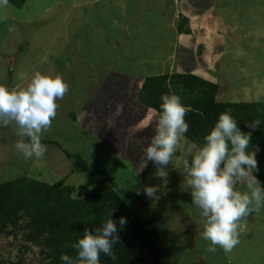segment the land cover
I'll return each mask as SVG.
<instances>
[{
  "label": "rangeland",
  "instance_id": "374dc122",
  "mask_svg": "<svg viewBox=\"0 0 264 264\" xmlns=\"http://www.w3.org/2000/svg\"><path fill=\"white\" fill-rule=\"evenodd\" d=\"M57 1L59 0H26L25 5L19 9L12 7L10 4L6 9H0V84L6 85L10 89L15 88V86L17 87L16 89L23 88L30 81L34 73L39 71L41 73L50 72L49 75L53 76L60 75L69 85V91L64 99L58 101L60 107L57 110V116L52 121L49 130L42 135V143L47 146V151L42 159L37 160L35 157L26 159L15 148L16 142L20 139L16 134L17 129L15 125H9L7 127L0 125V183L19 178L20 176L32 177L45 183H53L59 179H65V183L73 187L72 197H83L98 185L101 176L93 175L88 177L82 171L74 169V161L66 156L63 151L65 150L71 154H78L88 166L95 170L109 172L121 187L126 186L131 189H139L140 194L157 214L156 227L166 229L170 223L168 216L171 215L175 217V219H172L174 220L173 229L175 231L182 230L177 227L186 224V222H194L199 219L198 216L200 215V210L192 203L190 190H183V184L177 188L172 184L173 186L171 187V181L177 182L180 178H176V176L168 178L167 176L168 192L166 191V181L154 175L156 166L151 161H145L144 158V150L155 134V130L153 129L154 125H151L152 127L149 126L147 130H140L146 129L144 126V128L139 127L142 120L141 117L144 113V110L141 108L129 110L127 114H121L120 110L130 108L125 106V100L129 98L128 96H136L138 92L137 88L140 87V82L135 83L132 79H140L142 81L144 77L154 73V67H151L149 64V66L144 67L133 66L130 61L132 59H129V56L121 62H114L112 59L108 60L109 56L107 55V59L104 61L105 66H107L106 69L112 72L114 70L125 71L126 73L121 72V76L125 78L122 83L128 91L118 89L115 92L116 85L110 81L105 84H96L92 81L88 84L90 86V88L87 87L88 91L91 87H94L95 89L97 88L95 91L98 92L104 85L105 88L101 89V91L103 92L107 87L110 92L103 98L104 100H102L103 104L101 106H94L95 101H97L94 97H91L89 102L86 101V98H82V96L88 85L82 82V78L78 80L80 77L77 72L76 74L75 72L71 74L69 71L70 73L67 74L68 67L65 66V61H67V58L71 54L70 52L60 54V52L62 46L70 45L71 43L75 44L76 41L82 43V40L88 38L84 32V29L87 28L86 24L88 23L86 17L96 19V16H98V20H100V17L102 18L106 13H103L102 8L96 9L95 7H89L87 11L79 1H74L75 4L71 0ZM251 1L255 5L261 4L257 0ZM164 2L161 3V0H148V3L154 7L161 4V8ZM79 4L82 7H78ZM167 4L170 3L167 1ZM73 6H76V8H73ZM177 6L182 12V7L179 2ZM44 9L45 12L41 15V11ZM81 17H85L82 20L83 26L81 25ZM114 17L115 14H109L103 21L109 26H112V24L116 25L114 29L118 32L119 29L117 27L122 23H118ZM260 17L264 18V14L258 15L254 11L253 19L251 18L250 21H259L257 22L259 24L256 26L258 29L253 30L254 27L251 28L252 24L248 26L240 25L241 32H239V36H236V38L238 37L236 40L235 37L230 36V33L225 34L226 29L223 26L212 28L214 31L218 30L219 34L224 37L223 46L225 50L223 51L224 54L221 56L222 61L219 65L213 61L208 69H202L200 68L201 64H199L198 57L204 51L203 45H208L209 43L213 47L212 55L221 45L217 41L215 42L212 36L208 34L211 31V27L207 25L208 22L204 23L205 26L209 27V29L206 27L207 34L202 33L203 30L197 32L198 25L194 22L199 19V16H191L187 24H192L194 29H192L194 31H192V38L193 40H197V42L194 44V50L191 48L180 57V65L185 69L183 72L190 71L191 73H195L197 71L200 73L202 70L204 72L206 70L208 77L205 79L210 81L209 78L211 77V80L213 79V82L219 85V92L217 93V99L219 101H257L264 104V35L252 34L253 32L261 33L264 31V20ZM168 18L169 16L158 17L157 19H146V17H143L137 22L141 24L147 20L146 25H150V23L155 24V21L164 22V25H166ZM207 18L211 19L212 17L208 16ZM207 18H203V21H207ZM88 24H90L89 27L92 26L91 23ZM108 25H106L107 30L113 29V27H108ZM135 25H131V27ZM76 28L79 30L74 35V30H77ZM145 29L147 33L151 30L154 37L160 33V30L155 25ZM164 29L167 30V28ZM221 29L225 30V32L221 31ZM127 39L129 40V35L126 32L123 42L117 48H132L137 46L129 42L127 44ZM96 41L99 42L100 40L96 38ZM180 44H183L182 40H180ZM136 48L138 49L136 51L137 54L139 53L138 55L145 53L142 50L144 49L142 44H139ZM196 48H199V50H196ZM20 49L25 50L18 54V50ZM162 49L160 51L161 54L164 52ZM145 55L150 56V51L148 50ZM5 56L16 58L13 60L12 66H8ZM173 57H177L178 59L179 56L176 54L170 60ZM86 58L80 59L77 54L74 60L85 63L87 61ZM170 60L165 59L164 63H171L172 60ZM54 61L59 63H54ZM155 61L156 59L153 62ZM140 62H144V60ZM176 62L178 63V60ZM56 64L57 66L53 67ZM62 66L65 71H63ZM156 69L162 71L163 67ZM172 71L180 72V70L178 71V67L177 70L171 67L167 70L166 68L163 69L162 73H170ZM88 72L99 75L94 70H89ZM183 72L181 71V73ZM21 73L25 74L27 78H21ZM76 80H78V83ZM118 80L120 81V79ZM111 92H113L112 96L109 95ZM111 109L113 111H110ZM106 111L110 112V114ZM69 113L76 115L75 120L72 119ZM89 115L90 124L93 127H98L101 134H97L89 126L87 127V125H90L88 121L81 120L84 116L86 118ZM116 119L122 122V126L115 129V124L112 122ZM105 132L108 137L104 136ZM105 140H107V145L104 142ZM108 140L112 142V146H110ZM181 152L182 150H179L182 158L177 157L175 159L178 162L177 165L180 167L182 166L183 159ZM116 160H120L121 163ZM180 177H183L184 181L185 177L182 171H180ZM153 185L160 186V189L163 192H167V195L161 198L162 194L159 191L157 193L159 199L153 201L152 198L143 192L145 186ZM171 190L173 194L171 197H168ZM187 194L189 195L188 199L185 198ZM123 200L133 216L142 214L141 208L134 199L123 197ZM161 208L162 211H160ZM182 214L184 215L182 219L176 218ZM199 222L203 225L204 219L199 220ZM190 239L199 247L196 251L201 252L207 258L215 257L216 251L210 254L207 250L210 242L208 241L206 244L204 242L205 240H202L201 233H196L195 235L193 232ZM25 245L26 243L22 241L20 233L16 238L12 236H0V256L3 259L16 260L17 256L21 255L24 264L47 263L43 260L38 247L30 246L27 248ZM163 248L165 249L162 255L163 263L169 264L170 261L165 259L167 258L165 245L161 246V249ZM143 257L144 264H153V259L150 255L144 253Z\"/></svg>",
  "mask_w": 264,
  "mask_h": 264
},
{
  "label": "clouds",
  "instance_id": "9594fccd",
  "mask_svg": "<svg viewBox=\"0 0 264 264\" xmlns=\"http://www.w3.org/2000/svg\"><path fill=\"white\" fill-rule=\"evenodd\" d=\"M8 6L9 0H0V9ZM68 91L69 85L62 76L39 71L23 88L10 89L0 84V125H15L20 137L15 148L26 159L44 157L47 146L42 143V135L51 127L60 107L58 101ZM161 108L155 134L144 150L145 161L153 162L154 175L166 181L167 166L182 150L183 190H190L192 203L204 218L202 238L210 242L207 250L215 252L220 247L230 253L246 232L248 217L264 208V187L253 174L259 171L256 154L260 149L256 146L250 150L252 132L241 131L231 110H227L219 115L203 145L186 143L189 124L185 116L191 107L184 105L179 95L166 94L162 96ZM259 124L253 120L247 126L254 130ZM238 184L245 190H237ZM159 191L157 185L143 188L153 201L159 199ZM126 223L125 217L120 218L119 225L110 218L95 233L85 228L82 238L71 245L76 250L75 258L61 253L60 259L63 264H101L100 256L104 254L115 260L113 245L120 239L118 227Z\"/></svg>",
  "mask_w": 264,
  "mask_h": 264
},
{
  "label": "trees",
  "instance_id": "16d2710c",
  "mask_svg": "<svg viewBox=\"0 0 264 264\" xmlns=\"http://www.w3.org/2000/svg\"><path fill=\"white\" fill-rule=\"evenodd\" d=\"M26 0H9L14 8H21ZM46 9V8H45ZM188 19L179 16L177 31L190 34ZM219 85L191 72L159 73L146 76L138 92L139 101L153 109L157 115L162 112V96L177 94L191 111L185 116L189 124L185 133L191 143L203 145L205 136L214 127L222 112L231 110L243 132H252L251 148L259 147L256 154L259 171L254 175L264 187V104L257 101H219ZM75 120V114H70ZM258 120L253 130L247 125ZM73 159L74 169L86 176L100 175L98 185L81 198H73V187L59 179L45 183L28 176L0 183V236L21 239L27 248L36 246L46 264H63L61 253L75 258L76 250L71 247L82 238L85 228L95 233V229L112 218L118 225L121 217L127 223L119 228V240L113 245L116 259L101 254V264H144L143 254L153 259V264H162L160 247L167 235L166 229L156 227L157 214L136 189L120 186L115 178L105 170H95L78 155L65 150ZM120 162V160H116ZM121 163V162H120ZM123 197L134 199L142 214L133 216ZM112 216L110 217V213ZM0 264H24L21 255L16 260L3 259Z\"/></svg>",
  "mask_w": 264,
  "mask_h": 264
},
{
  "label": "crops",
  "instance_id": "0c3cea01",
  "mask_svg": "<svg viewBox=\"0 0 264 264\" xmlns=\"http://www.w3.org/2000/svg\"><path fill=\"white\" fill-rule=\"evenodd\" d=\"M60 1H65V0H59L57 2H60ZM71 1L74 4H75L74 1H79L82 6L84 5L87 11L89 7H95L96 9L102 8L101 10L103 11V13H106V14H104V16L102 15L103 17L102 18L100 17V20H98V16L96 15H94L97 17L96 19H90L89 17H86V15L84 14L88 23H91L92 25L89 27L90 24L87 23L88 26L86 24L87 28L84 29V32L88 36V38L82 40V43L76 41L75 44L71 43L70 45L62 46L60 54L64 52H70L71 54V56L67 58V61H65L66 62L65 66L68 67L67 74H69L70 72L71 74L73 72H75L76 74L77 72L78 76L80 77V79L78 80H81L82 78V82L87 85L89 84V82H92V81L95 82L96 84H105L106 82L110 81L116 85L115 92H117L118 89L122 91H124V89L127 90L124 87V84L122 83L125 78L124 76H121L122 73H124L125 71L123 72L119 70H114L112 72L111 70H107L106 69L107 66H105L104 64V61L107 59V55L109 56L108 60L112 59V61L114 62H121L126 57L129 56V59H132L130 61L133 66L136 65V66L144 67V66L150 65L151 67H154L155 69L154 73H152L151 75L162 73L163 69L166 68L167 70V69H170L171 67H173L176 70L178 67V71L180 70V72L181 71L183 72V70H185L183 66L180 65V62H179V60L181 59L180 57L184 55L185 52H187V50L191 48L194 50L195 49L194 44H196L197 40L195 39L193 40L192 38L193 37L192 31L194 30L192 24L189 25L191 29L190 34H179L178 33L177 23H178V19L180 15L186 17L188 21L191 16L198 15L199 19H197L194 22L195 24L197 23L198 25L197 29L195 28L197 32H200V30L201 31L203 30L202 33L204 32L207 34L206 27L208 26L211 27V31L208 32V34L212 36V39H214L215 42L217 41L221 45L219 46L217 50L214 51L213 55H212L213 47H211L209 43L208 45L206 44L203 45L204 51L201 54H199L198 61H199V64H201L200 68L208 69L211 66L210 64L213 61L219 65V63L222 61L221 56L224 54L223 51L225 50V47L223 46L224 37L221 34H219L218 30L214 31L212 28H216V27L219 28L223 26V28L226 29L225 34L230 33V36L232 35L233 37H235V40H236L238 38V37L236 38V36H239V32H241L240 25L248 26L249 24H252L251 28L254 27L253 30L258 29V27L256 26L259 24L257 23L259 21H255V22L250 21L251 18L253 19L254 11L255 13L257 12L258 15L264 14V0H257V1H260L261 3L259 5H255V3H253L251 0H161V3L165 1L162 8L160 6L161 4H158L154 7L153 5L148 3V0H82V1L81 0H71ZM167 1L170 4H167ZM178 2L180 3V6L182 7V12L181 10H179V7L177 6ZM80 4L78 7H82L80 6ZM73 8H76V6H73ZM43 12H45V9L41 11V15L44 14ZM109 14L110 15L115 14V17H114L115 20H117L118 23L121 22L122 24H124V25L117 24L118 25L117 28L119 29L118 32L116 31V29H114L116 28V25L112 24V26H109L106 22L103 21L104 19H106V16ZM164 16L165 17L169 16L168 20L166 21L167 22L166 25H164V22H156V21L154 22L155 24L150 23V25L148 24L146 25L145 23L147 22V20L141 24L137 22L143 17H146V19H149V18L157 19L158 17H164ZM173 16L176 18L174 19ZM208 16L212 18L211 19L207 18ZM85 17H81V25H82V20ZM203 18H207V21H203ZM260 18L264 20V18L262 17ZM96 20L98 21L97 23H96ZM207 22H208L207 24L208 26H205L204 23H207ZM134 24L136 25L131 27V25H134ZM106 25H108V27H113V29L107 30ZM154 25L158 28V30H160V33L156 37H154V34L151 30L149 33L145 31L146 30L145 28H148ZM164 28H167V30H165ZM76 29L77 30H74L75 31L74 35H76V32L79 30L78 28ZM221 31L225 32V30H222V29ZM126 32H127V35H129V40L127 39V44L131 43L133 45H137L136 47H138L139 44H142L144 46V49L142 48L141 49L145 52L144 54L138 55L139 53L138 54L136 53V51L138 50L136 47H132V48H119L118 47L117 48V46L123 42ZM252 34L261 36V35H264V31H262L261 33L253 32ZM96 38H98L100 41L97 42ZM180 40H182L183 42L182 45L180 44ZM161 48H163L162 50L164 51L162 54L160 53ZM24 50L25 49L18 50L19 51L18 54H20L21 51L23 52ZM148 50L151 53L150 56L145 55L147 54ZM196 50H199V48H196ZM125 52H129V53H125ZM77 54L80 59H85V57H87L86 58L87 61L85 63L80 62V61L76 62L74 59L76 58ZM176 54H178L179 56L178 59L177 57L176 58L173 57V59H171L172 60L171 63H167V64L164 63L165 59L170 60V58L172 56H175ZM169 56L171 57L169 58ZM14 59L16 58L12 56H5V60L7 61L8 66H12V62ZM154 59H156L155 62H153ZM143 60L144 62H140ZM177 60H178V63L176 62ZM112 61H108V62H112ZM54 63L58 64L59 62L54 61ZM57 64L54 65L53 67H56ZM98 67H101V68H98ZM161 67H163L162 71H160L159 69H156V68H161ZM89 70H92V71L94 70L99 75L92 74L93 72L89 73L88 72ZM63 71H65L64 67H63ZM206 72H207L206 70L205 72L202 70V72L200 73L197 71L195 73L203 78H206L208 77V75H206L207 74ZM118 79H120V81ZM209 79L210 81L213 82V79L211 80V77ZM78 80H76L77 83H78ZM143 80L144 79H142V81L140 79L138 80L132 79V81H134L135 83L140 82V87L142 85ZM118 84H121V85L118 86ZM87 87L90 88L89 85L86 86L85 93L83 94L82 98H86V101L89 102V99L91 97L92 98L94 97L97 100L95 101V104L93 103L94 106H101L103 104L102 103V100H104L103 98L108 95L107 94L108 92H110L108 91L109 89L106 87V90L102 92L101 89L105 88L103 85V87H101L99 91L96 92L95 90L97 88L95 89L94 87H91V89L88 91ZM140 87L137 88L138 92H139ZM15 88L17 87L15 86ZM113 92H111L109 95L112 96ZM138 92L136 93V96H133V95L128 96L129 98L125 100L126 101L125 106L130 107V108H128L127 110L120 109L121 114L122 113L127 114L129 110H134L135 108H141L144 110V113H143V116L141 117L142 120H141V123L139 124V127L140 128L145 127L146 129H140V130H147L149 129V126L152 127L151 125H154L153 129L155 130L156 122L158 120V115L153 109L144 106L139 101ZM110 111H113V109H111ZM107 113L110 114V112H107ZM85 116L81 118V120L88 121V123L90 124V121H89L90 115L87 116L86 118ZM75 118H76V115H75ZM110 123H111V119H110ZM112 123L115 124V129L122 126V122H119L117 119L113 120ZM88 126L93 132H96L97 134L100 133V129L98 127L96 126L93 127L91 124L87 125V127ZM106 132L104 136L108 137ZM106 141L107 140L104 141L105 144H106ZM187 141L188 140L186 139V143H191ZM108 142L110 143V146H112V142L110 140H108ZM177 157L182 158V156H180L179 150L173 156L172 163L170 162L166 168V171L170 172L168 175V178L175 177V176L176 178L177 177L180 178L177 182L171 181V187L173 186L172 184H174L175 188H177L181 184H183L182 187L185 186L183 183V177L182 178L180 177V171L182 169V166L181 167L178 166L177 165L178 162L175 161ZM167 185H168V180H166V188H167L166 191L168 192ZM236 187H237V190H241V191L245 190V187L243 185L238 184ZM160 192L162 194L161 198L162 196L167 195L166 194L167 192H163L161 189H160ZM172 194H173V191L171 190V193L168 195V197H171ZM188 197L189 195L187 194V197L185 198L188 199ZM160 211H162V208L160 209ZM183 216L184 215L182 214L180 216H177L176 218L182 219ZM168 217H169L170 223L167 225V228H166L167 235L165 236V239H163L161 246L165 245L166 247V253H167L166 257L167 258L165 259H167V261H170L169 264H184V263L185 264H264V208H261L260 212L258 213L254 212L248 217L247 230L246 232L241 234L240 242L232 250V252L225 253L222 248L217 247L215 257H209V258L203 255L201 252L196 251V249L199 247H197V244L195 242H192L190 239V236L192 235L193 232L195 235L196 233L202 234V230L204 229V224L202 225L201 222H199V220L204 219V218L201 215H199L198 216L199 219L195 220L194 222L192 221L188 223L186 222V224H183L180 227H177L182 230L175 231L173 229L174 220H172V219H175V217L171 215ZM171 221H172V224H171ZM204 242L206 244L208 243V241L206 240ZM164 250H165L164 248L161 249L160 247V254H161L160 256L162 259V264H164L163 257H162ZM174 252H176V254H174ZM213 253L214 252H210V254H213Z\"/></svg>",
  "mask_w": 264,
  "mask_h": 264
}]
</instances>
